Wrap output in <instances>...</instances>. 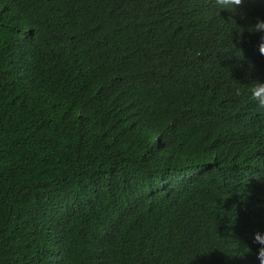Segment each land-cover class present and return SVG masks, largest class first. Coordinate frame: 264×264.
I'll use <instances>...</instances> for the list:
<instances>
[{
  "label": "trees",
  "instance_id": "1",
  "mask_svg": "<svg viewBox=\"0 0 264 264\" xmlns=\"http://www.w3.org/2000/svg\"><path fill=\"white\" fill-rule=\"evenodd\" d=\"M251 5L0 0V264H259Z\"/></svg>",
  "mask_w": 264,
  "mask_h": 264
},
{
  "label": "clouds",
  "instance_id": "2",
  "mask_svg": "<svg viewBox=\"0 0 264 264\" xmlns=\"http://www.w3.org/2000/svg\"><path fill=\"white\" fill-rule=\"evenodd\" d=\"M250 1L251 10L256 11L260 7L262 8V14L259 15L261 19L253 24L250 31L256 34L255 45L249 44V50L251 57H257L264 63V35L260 36V33H264V0H247ZM244 0H211L212 10L215 14L221 16L222 12H231L235 14L238 8L243 4ZM236 95L242 94V89L236 88ZM244 94L247 96L249 103L255 105L258 111H264V75L263 78L259 80L251 81L250 85L243 90ZM253 242L258 246L256 253V259L259 264H264V233L257 232L254 234ZM251 253V249L248 247L244 248L243 254L246 256ZM237 254H240V250H237Z\"/></svg>",
  "mask_w": 264,
  "mask_h": 264
}]
</instances>
